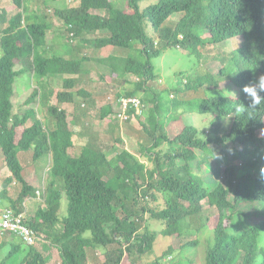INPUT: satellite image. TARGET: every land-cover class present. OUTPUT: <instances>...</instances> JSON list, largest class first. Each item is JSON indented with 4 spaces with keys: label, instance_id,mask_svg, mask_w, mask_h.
Instances as JSON below:
<instances>
[{
    "label": "trees",
    "instance_id": "1",
    "mask_svg": "<svg viewBox=\"0 0 264 264\" xmlns=\"http://www.w3.org/2000/svg\"><path fill=\"white\" fill-rule=\"evenodd\" d=\"M57 1L41 0V4L48 8ZM75 1L79 2L77 7L55 11L69 28L67 33L74 34V40L101 35L94 41L97 48L132 52L123 60L111 57L108 62H119L113 68L115 72L138 77L134 88L117 93V98L141 94L145 104L151 106L147 105L145 112L148 125L142 124L151 145L142 148L153 166L127 149L112 160L88 145L77 153L76 121L62 107L75 101L67 91L73 90L74 78L64 81L63 91L43 92V84L37 86L25 103L30 107L22 115L14 114L16 78L26 67L39 79L77 75L83 59L49 55L51 25L45 15L42 19L37 16L27 0H13L22 10L13 17H7L11 9L2 11L0 7V148L10 172L6 186L14 182L21 186L15 199L8 197L6 190L0 193L9 201L6 209L25 214L26 200L38 198L40 190L38 175H26L19 153L34 151V160L45 154L52 158L44 190L45 206L24 219L35 232L40 248L5 230L0 232V236H7L0 251L5 246L11 249L0 264H89L91 251L104 255L102 264H145L143 257L153 251L159 236L169 238L170 244L151 264H165L177 251L199 249L201 243L206 246L203 264H257L258 258L259 264H264V175L250 171L264 155V104L250 113L237 110L239 104L247 107L249 103L242 91L244 86L264 75V0H126L124 8L114 0ZM143 2L149 3L144 10ZM174 16L178 18L176 27L164 31V23ZM148 28L158 41L147 34ZM236 38L242 41L230 60L204 54L206 48ZM179 49L209 63L198 86L179 74L184 79L174 91V99L171 90H154L152 83L157 76L153 60L165 50ZM17 65L23 68L18 70ZM223 82L231 85L223 86ZM204 83L208 85L204 94L216 91L217 96L185 100L193 92L202 91ZM228 89L234 95L221 96ZM170 93L172 99H164ZM52 98L56 104L51 103ZM39 102L53 120L49 126L31 107ZM99 104L101 119L114 120L119 113L117 104L103 100ZM188 111L211 116L212 127L222 125V130L210 135L185 124L182 114ZM134 112L129 111L128 117ZM31 120L33 124L26 127ZM234 144L244 151L228 147ZM214 148H223L225 155L219 162L225 164V150L241 154L243 159L251 152L256 157L241 168L240 178L230 180L228 173L234 169L227 167L224 181H220L221 166ZM205 165L212 183L203 176ZM205 201L213 209V218L203 213ZM238 214L244 217L247 229L232 234ZM151 221L160 223L161 229H153ZM203 230L206 232L201 235ZM193 236L197 238L191 240ZM23 252L26 256L22 258ZM136 254L138 260L134 259Z\"/></svg>",
    "mask_w": 264,
    "mask_h": 264
},
{
    "label": "rangeland",
    "instance_id": "2",
    "mask_svg": "<svg viewBox=\"0 0 264 264\" xmlns=\"http://www.w3.org/2000/svg\"><path fill=\"white\" fill-rule=\"evenodd\" d=\"M28 4L33 6L34 11L37 12V16L40 19L44 18V15L47 17V22L51 25V30H49V55H57L63 56L65 58H79L83 59V63L81 66V72L77 75H58V76H49L45 79H39L34 71L26 67L24 72L16 78L15 82V90L16 94L13 98L14 103V114L22 115L30 106H26L27 99L31 96L34 89L42 85V91L53 92L54 90L63 91L64 90V81L66 79L74 78L75 85L73 90H67L72 93L74 96V103L64 104L62 107L67 110L72 118L76 121V137H75V146L77 153L80 154L81 151L88 145L92 148H98L105 152L107 158L112 160L115 159L118 153H120L124 149H128L134 155L139 157L143 162L148 164V166L152 167L153 163L148 159V154L144 153L142 147H149L151 143L148 140L147 135L143 132L142 124H147V113L143 116H139L140 118L132 115L131 117H127L126 120L121 121L117 118L102 120L100 117V104L101 100L105 102H112L115 100L116 94L123 91H130L134 88L135 83L138 81V77L132 74H123L120 71H114V66L119 62L113 61L108 62V59L111 57L118 58L123 60L127 58L132 52L119 48H97L94 44L96 38L101 37V35H87L83 40L81 37L75 39L73 42L69 40V32L66 30L69 28L64 25L62 20L58 18L55 14L56 10H66L72 7H77L79 5L78 1L75 0H58L57 2H51L49 7L46 8L41 4V0L32 1L27 0ZM119 7L124 8L127 5L126 0H114ZM149 3L143 2L141 3V8L144 10ZM0 7L3 10L11 9L7 13V17H13L14 15L22 12L19 8L15 7L13 0H0ZM11 7H15L13 9ZM29 7V8H30ZM1 11V12H2ZM0 12V14H1ZM24 12V11H23ZM97 14L108 15L107 12H94ZM26 15V12H25ZM178 18L176 16L172 17L169 21L165 22L163 25V30H171L176 27ZM147 34L152 37L154 40H157V35L155 36L154 32L147 29ZM158 41V40H157ZM241 38H236L232 41L222 43L218 46L208 47L204 50V54L213 57H224L226 61L232 58L233 50L238 49L240 46ZM77 46V50H75ZM159 47V46H157ZM132 56V55H131ZM199 61L195 56L189 54L188 51L185 50H165L162 55L153 60V65L155 67V74L157 79L152 86L154 90H171L173 91L174 99L177 96V93L174 92L179 86L183 84V79L186 78L187 81H191V84L195 86L199 85L202 77L207 74V66L208 61L204 58ZM121 62V61H120ZM112 64V65H111ZM227 66V65H226ZM18 70L23 68L21 65H17ZM183 74V77L179 74ZM198 79V80H197ZM202 82V81H201ZM231 85L229 83L223 82V86ZM208 88V85L204 83V87H202V91L193 92V95L185 99L192 100L195 98L205 97V96H217L216 91H209L204 94V89ZM233 90L237 89L233 87ZM42 92V93H43ZM87 92L90 96L85 97L81 93ZM230 90H226L222 92L223 95L229 93ZM204 94V96H203ZM243 94H245L243 92ZM112 96V100H108V97ZM143 99V95H138ZM170 96L167 94L164 95V99L169 101ZM178 99H183V97L179 96ZM56 104L57 100L52 98V102ZM42 103L32 105V108H36V113L38 118L41 120L44 125H50L53 123L52 118L48 114L46 108L42 107ZM146 105L149 107L150 104L147 102ZM188 106V105H187ZM183 113V109L181 108L178 111V114ZM183 122L187 125L195 126L198 129L207 131L210 135H215L222 130V125H215L212 127V122L214 119L209 115H202L196 111L186 112L182 114ZM33 124L32 120L28 123V126ZM171 131V130H170ZM117 138H120L122 141H118ZM233 147L238 150L240 153L243 152V148L240 145H228V147ZM227 146H224L226 148ZM216 151V161L217 164L221 166V177L220 181H224V173L227 167L234 169V171H229L228 178L230 180L240 178L238 176L242 175L241 168H243L249 161L256 157L254 152H251L248 155V158L243 159L241 154H237L234 152H230L225 150L227 154V164L223 163L219 159L225 155L222 153L223 148H214ZM34 151L31 152H20L19 160L25 168L26 175L31 172H35L39 178V186L41 196L34 199L26 200V210L32 209L36 211L40 206H45L44 198V190L47 187L48 178L50 175L51 167H52V158L51 156L45 154L40 159L34 160L33 158ZM259 161V160H258ZM214 163V162H213ZM264 169V155L261 159V162L256 168H251L250 171L252 174L259 175ZM212 170V169H211ZM210 172L208 173L207 165L204 166L203 176L206 181L212 183V175ZM10 175V172L6 168V164L4 163V157L2 154V150L0 148V193L6 190L8 192V197L15 199L18 196V193L21 189V186L18 183H13L12 185L5 184V179ZM218 180V181H219ZM252 184V181H250ZM161 206H163V200H160ZM67 204L62 205L63 213L66 211ZM9 208L8 199L3 200L0 196V216L1 212ZM203 213L205 215L211 216L213 218L214 212L213 209L210 208L208 201L203 203ZM213 215V216H212ZM153 229L160 230L161 224L156 223L154 221L150 222ZM249 227V226H248ZM247 229V224L245 223V219L242 215H236L235 222L233 224L232 230L230 233L232 234H240ZM206 232V231H205ZM204 230L201 232L203 235ZM5 235L0 236V244L3 241H6ZM10 238V237H9ZM197 236L191 237L192 239H196ZM174 241L177 243L176 238ZM170 244V239L164 236H159L154 244V249L150 253L143 257V261L145 264H151L157 260V258L167 249ZM262 245L264 246V240L262 241ZM40 248L39 243L36 245ZM202 246V247H201ZM201 248L199 249H187L184 252L177 251L175 255H171L168 257L164 263L165 264H203L204 256L206 255V246L204 243H201ZM10 246H5L2 251H0V261L5 258L10 252ZM205 251V254H204ZM91 262L90 264H102L105 261L104 255L100 252L91 251ZM94 255V257H93ZM26 256V252L22 253V258ZM135 260H138L137 254L134 256ZM16 262L15 260H13ZM11 264V263H9Z\"/></svg>",
    "mask_w": 264,
    "mask_h": 264
},
{
    "label": "built area",
    "instance_id": "3",
    "mask_svg": "<svg viewBox=\"0 0 264 264\" xmlns=\"http://www.w3.org/2000/svg\"><path fill=\"white\" fill-rule=\"evenodd\" d=\"M71 37V41H74V34H69ZM112 100V96L108 98ZM111 103H116L119 109V113L116 115L115 118L118 120L124 121L128 117V112L133 110L134 116H143L146 112L147 105L142 100L141 97H124L121 96L119 98L115 97V100ZM41 196V193H38V197ZM25 214H18L13 209H6L1 213L0 216V226L3 224H10L12 226H19L24 232L28 235V243L27 245H37V238L35 232L25 224Z\"/></svg>",
    "mask_w": 264,
    "mask_h": 264
},
{
    "label": "clouds",
    "instance_id": "4",
    "mask_svg": "<svg viewBox=\"0 0 264 264\" xmlns=\"http://www.w3.org/2000/svg\"><path fill=\"white\" fill-rule=\"evenodd\" d=\"M242 91L246 94L249 103L247 107H245L243 104H239L237 110L250 113L258 109L259 106L264 104V75L258 77L255 83L244 86ZM231 94L234 95L233 93ZM261 171L262 175H264V169ZM257 264H259V258Z\"/></svg>",
    "mask_w": 264,
    "mask_h": 264
},
{
    "label": "bare ground",
    "instance_id": "5",
    "mask_svg": "<svg viewBox=\"0 0 264 264\" xmlns=\"http://www.w3.org/2000/svg\"><path fill=\"white\" fill-rule=\"evenodd\" d=\"M40 193V192H38ZM5 230L12 231L18 235H21L26 243H28V235L19 226H12L10 224H3L0 226V232L4 233Z\"/></svg>",
    "mask_w": 264,
    "mask_h": 264
},
{
    "label": "crops",
    "instance_id": "6",
    "mask_svg": "<svg viewBox=\"0 0 264 264\" xmlns=\"http://www.w3.org/2000/svg\"><path fill=\"white\" fill-rule=\"evenodd\" d=\"M52 29V28H51ZM50 29V30H51ZM111 97V96H110ZM109 98V97H108ZM116 98H117V96H116ZM109 100V99H108ZM111 103V102H110ZM127 149V148H126ZM128 150V149H127ZM129 151V150H128ZM132 153V152H131ZM27 205V204H26ZM37 211V210H36ZM36 211H33L32 209H27L26 211H25V216L26 217H29L30 215H33V214H35L36 213ZM93 257H94V255H93ZM90 259H91V254H90ZM90 264V263H89Z\"/></svg>",
    "mask_w": 264,
    "mask_h": 264
}]
</instances>
